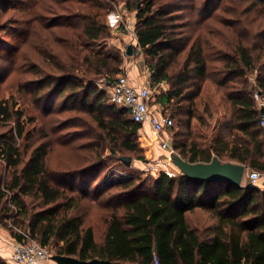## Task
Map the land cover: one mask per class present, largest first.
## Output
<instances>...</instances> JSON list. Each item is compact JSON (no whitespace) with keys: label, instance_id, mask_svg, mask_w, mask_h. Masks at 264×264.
I'll use <instances>...</instances> for the list:
<instances>
[{"label":"trees","instance_id":"16d2710c","mask_svg":"<svg viewBox=\"0 0 264 264\" xmlns=\"http://www.w3.org/2000/svg\"><path fill=\"white\" fill-rule=\"evenodd\" d=\"M123 1L126 11L136 12L140 49L153 60L150 78L154 83L171 84V89L160 95L161 100L188 104L182 110L188 118L184 121L188 123V140L173 139L179 133H173L175 119L170 115L174 120L171 140L175 151L190 162H210L217 156L264 172V132L260 126L264 107V30L250 37L238 34L233 43L222 37L226 48L217 51L208 40L192 35L193 26L188 27V37L177 36L180 32L175 22L182 8L176 0ZM64 10L68 12L67 19L60 26L67 29L64 42L74 59L71 65L55 64L59 75L47 76L54 82L53 93L63 96L71 88L65 97L95 112L97 126L107 136L101 139L107 140L113 154L119 147L139 151L132 138L142 125L131 118L127 109L112 104L109 96L107 104L106 91L99 90L96 84V75H106L109 84L114 80L111 75L123 69L121 52L105 51L97 43L110 35L111 26L105 17L112 7L105 0H71ZM185 50L181 61L179 57ZM211 55L222 62V69L215 73L221 76L211 77V81L217 88H224L231 116L222 118L219 131L208 145H203L191 138L189 129L197 118L196 102L203 84L210 78ZM233 79L237 82L228 83ZM255 92L261 103L254 98ZM22 116L23 112L14 109L8 99L0 98V120L16 117L18 127L16 135L5 136L0 142V159L15 168L8 182L0 180V210H9L12 204L18 216L24 215V220L13 216L12 224L25 229L9 227L12 237L22 240L21 231L28 232L43 246L52 245L55 254L83 260L151 264L156 253L161 264H264V189L248 180L235 187L227 181H196L182 173L170 177L164 172L141 183L135 178L98 182L105 170L101 163L56 179L48 169L44 143L32 150L19 171L22 154L16 140L25 135ZM119 156L131 155L120 154L117 160ZM78 178L81 184L76 183ZM93 184L95 192L91 193ZM32 191L41 198V208L29 212L22 196ZM67 191L74 194L67 196ZM85 199L94 201L102 211L105 232L101 241L96 239L93 225H85L83 213L69 214L71 210L78 211ZM194 212L197 213L193 215ZM6 218L8 215L4 221Z\"/></svg>","mask_w":264,"mask_h":264},{"label":"rangeland","instance_id":"374dc122","mask_svg":"<svg viewBox=\"0 0 264 264\" xmlns=\"http://www.w3.org/2000/svg\"><path fill=\"white\" fill-rule=\"evenodd\" d=\"M167 1L170 0H156L157 3ZM105 2L112 7V12L121 14L123 22L116 25L114 23L115 29L110 28V35L97 43H100L105 51H119L124 60L132 59L137 63L139 78L150 77L153 60L138 45L135 34L136 12L126 11L123 0ZM176 2L182 8L178 10L175 22L179 25L180 34L177 36L188 37V27L193 26L192 35L198 34L203 41L208 40L210 44L216 46L217 51H224L221 48H226L225 43L228 40L233 43L238 34L250 37L259 29L264 30V0H176ZM70 4L71 0H0V98L8 99L14 105V109L23 112L21 123L25 127L24 137L16 140L22 154L18 170L20 171L28 160L32 150L44 143L47 148L46 163L52 177L56 179H60L67 172L84 170L96 163L105 165L104 172L97 178L98 182L135 178L141 183L157 177L168 155L156 145L157 136L151 128L148 130L141 128L138 134L133 136L132 141L136 143L139 151L132 152L119 147L113 154L107 140L101 139L105 133L97 126L95 112H89V108L79 105L72 97L67 99L65 96H69L71 88L67 89L63 96H58L57 92L53 93L54 82L48 80L47 76L59 75L55 64L71 65L74 59L71 49L66 47L64 42L68 36L67 29L60 26L61 22L67 19L68 12L64 8ZM105 18L108 22V17ZM222 37L226 42L222 41ZM129 43H134L138 47L134 55L126 58L124 51ZM186 52L187 50L180 55L181 61ZM208 64L210 78L203 84L202 94L196 102L197 118L192 120L189 129L191 138L203 145H208L219 131L218 125L222 118L229 119L231 116L230 102L223 96L224 88H217L211 81V77L221 76L215 73L222 69V62L211 55ZM119 74L126 72L121 69L111 76L114 79ZM105 76L96 75V84L99 90L106 91V103L110 104L108 99L110 85L106 83ZM249 80L253 82L252 75H249ZM150 82L151 104L175 119L172 131L179 135H173V139L188 140V123H184L188 118L182 115V110L187 108L188 104L177 103L175 99L169 103L162 101L160 95L169 91L171 84L168 81L154 83L152 78ZM235 82L237 79L228 83ZM17 132L16 117L7 121L0 120V142L5 136L8 138ZM28 136L30 138H27ZM170 143L172 144L171 139ZM120 154L131 155L132 164L126 166L123 161L117 160ZM140 157L144 159H139ZM14 169L0 159V180L3 183L8 182ZM246 182L245 176L243 184ZM76 183L81 184V178H78ZM94 187L95 184L91 187V193L95 192ZM73 194L74 192L67 191V196ZM22 197L29 212L41 208V198L35 191ZM8 207L9 210L7 207L0 210V227L8 234L4 239L0 238V261L4 264H14L7 241L12 237L9 227L16 231L19 228L25 229L12 224L13 216L24 220V215L18 216L19 211L14 205L10 204ZM75 212L83 213L85 225H93L96 239L101 241L105 224L100 217L102 211L95 202L85 199L78 211L71 210L69 214ZM7 215L8 218L4 221ZM48 250L51 255L55 254L52 245Z\"/></svg>","mask_w":264,"mask_h":264},{"label":"built area","instance_id":"2783aa9c","mask_svg":"<svg viewBox=\"0 0 264 264\" xmlns=\"http://www.w3.org/2000/svg\"><path fill=\"white\" fill-rule=\"evenodd\" d=\"M122 23L121 14H118L116 24ZM136 34V33H135ZM137 36V35H136ZM141 83L132 82L128 73L119 74L110 84L109 98L112 104L125 108L129 111L131 118L142 126L149 124L150 128L157 136L159 147L167 152L168 158L162 164L159 171L166 173L170 177L180 174V170L172 163L171 155L175 152L171 139V128L174 126V120L170 115L164 114L158 108L151 104L152 92L150 77H141ZM254 98L261 103V97L258 92L254 93ZM260 126L264 132V116L260 117ZM245 176L253 185H258L264 176V172L246 168ZM18 230V229H17ZM23 238L17 240L9 237V247L11 250V261L14 264H57L51 258L48 247L40 244L28 232L21 231ZM151 264H161L156 253L153 254Z\"/></svg>","mask_w":264,"mask_h":264},{"label":"water","instance_id":"95a60500","mask_svg":"<svg viewBox=\"0 0 264 264\" xmlns=\"http://www.w3.org/2000/svg\"><path fill=\"white\" fill-rule=\"evenodd\" d=\"M137 51V45L129 43L125 46L124 55L132 56ZM111 83H109L110 85ZM260 116H264V107H261ZM127 166L132 164L131 156H119ZM172 163L177 166L180 172L196 181H227L235 187L243 185L246 165L238 162H225L214 156L210 162H190L185 160L176 151L171 155ZM52 260L57 264H122L120 261H112L100 258L83 260L70 255L53 254Z\"/></svg>","mask_w":264,"mask_h":264},{"label":"crops","instance_id":"0c3cea01","mask_svg":"<svg viewBox=\"0 0 264 264\" xmlns=\"http://www.w3.org/2000/svg\"><path fill=\"white\" fill-rule=\"evenodd\" d=\"M118 14L119 13L114 11L108 15V22H109L110 26L113 27L114 29H115ZM114 23H115V25H114ZM122 68L125 70L126 73L129 74L133 83L138 84V85L141 83V81H142L141 77L139 78V76H138V72H139L138 71V64L135 63L132 59H129V60L125 59L123 62ZM142 128L148 130V129H150V125L147 123L144 126H142ZM156 145L159 147L158 142ZM159 149L161 151H163L160 147H159ZM246 168H249V167L246 166ZM260 181H259L260 183L257 186L261 189H264V176L262 177V179ZM7 235L8 234L4 231L3 227L2 228L0 227V238L4 239ZM126 264H129V263H126Z\"/></svg>","mask_w":264,"mask_h":264}]
</instances>
